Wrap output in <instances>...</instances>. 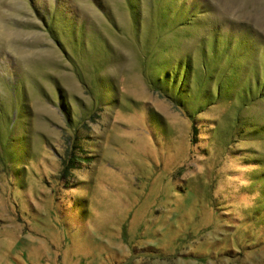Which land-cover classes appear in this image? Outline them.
I'll return each instance as SVG.
<instances>
[{"label":"rangeland","instance_id":"1","mask_svg":"<svg viewBox=\"0 0 264 264\" xmlns=\"http://www.w3.org/2000/svg\"><path fill=\"white\" fill-rule=\"evenodd\" d=\"M0 264H264V0H0Z\"/></svg>","mask_w":264,"mask_h":264}]
</instances>
